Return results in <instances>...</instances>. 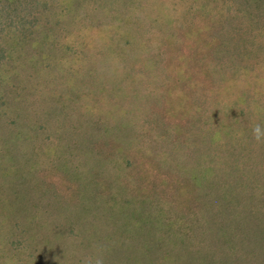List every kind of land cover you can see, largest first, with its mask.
I'll list each match as a JSON object with an SVG mask.
<instances>
[{
	"label": "rangeland",
	"instance_id": "obj_1",
	"mask_svg": "<svg viewBox=\"0 0 264 264\" xmlns=\"http://www.w3.org/2000/svg\"><path fill=\"white\" fill-rule=\"evenodd\" d=\"M264 0H0V264H264Z\"/></svg>",
	"mask_w": 264,
	"mask_h": 264
},
{
	"label": "clouds",
	"instance_id": "obj_2",
	"mask_svg": "<svg viewBox=\"0 0 264 264\" xmlns=\"http://www.w3.org/2000/svg\"><path fill=\"white\" fill-rule=\"evenodd\" d=\"M254 132L257 136V139H259L261 137V135H264V132H262L261 126L257 125L254 129Z\"/></svg>",
	"mask_w": 264,
	"mask_h": 264
}]
</instances>
